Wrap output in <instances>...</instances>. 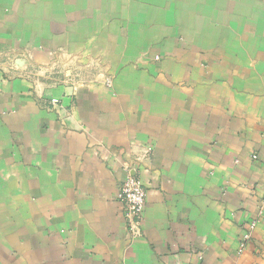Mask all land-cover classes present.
<instances>
[{"label":"crops","instance_id":"0c3cea01","mask_svg":"<svg viewBox=\"0 0 264 264\" xmlns=\"http://www.w3.org/2000/svg\"><path fill=\"white\" fill-rule=\"evenodd\" d=\"M0 55V264L263 261L264 0H0Z\"/></svg>","mask_w":264,"mask_h":264},{"label":"built area","instance_id":"2783aa9c","mask_svg":"<svg viewBox=\"0 0 264 264\" xmlns=\"http://www.w3.org/2000/svg\"><path fill=\"white\" fill-rule=\"evenodd\" d=\"M0 55V65H1ZM106 84H111L110 79H106ZM253 158L256 156L251 155ZM127 176L120 183L117 199L123 205V217L126 223V229L131 238L138 237L142 234V223L144 219V206L146 201V190L141 184L136 169L133 166H127ZM264 219V197L259 207L258 217L251 220L241 235L238 243V253H241L246 248L249 241L252 239V233L258 222V219Z\"/></svg>","mask_w":264,"mask_h":264},{"label":"rangeland","instance_id":"374dc122","mask_svg":"<svg viewBox=\"0 0 264 264\" xmlns=\"http://www.w3.org/2000/svg\"><path fill=\"white\" fill-rule=\"evenodd\" d=\"M1 60H3L2 57H1ZM4 69L7 70V68H4V66H3V61H2V62H1V65H0V70H1L2 72H4L5 74H8V70L6 71V70H4ZM55 69H56V68H55ZM52 82H55V83H56V80H52ZM259 264H264V259H263V261H261Z\"/></svg>","mask_w":264,"mask_h":264}]
</instances>
